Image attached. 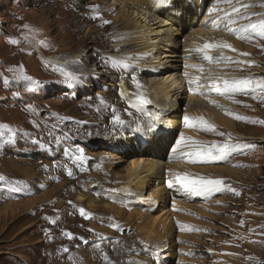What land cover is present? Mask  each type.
Wrapping results in <instances>:
<instances>
[{
	"label": "rangeland",
	"instance_id": "1",
	"mask_svg": "<svg viewBox=\"0 0 264 264\" xmlns=\"http://www.w3.org/2000/svg\"><path fill=\"white\" fill-rule=\"evenodd\" d=\"M244 1L253 4L261 2V0ZM107 4V0H0V124L7 125L12 130L11 132L8 129L2 130L5 142L0 144V176L5 177V182H0V208L9 203L16 204L39 198L31 208L25 210L21 208L15 213L2 214L0 209V264H84L86 262L104 264L102 258L92 257L99 250L91 246L84 247L77 253L74 250L80 245L78 241L80 239L67 238L68 241H77L68 244L63 237H60L63 232L71 233L75 237H83L86 233L83 219L74 217L72 220H67L63 212L67 210L71 202L82 204L92 212L112 215L126 223L135 222L133 225L135 236L140 237L144 244L153 242L166 249L163 247V242L168 244V247L174 248L176 243L186 244L189 241L187 247L189 255L184 259L189 264H264V123H260L264 121V90L258 89L256 92H251L249 97L242 93L221 96L208 87L204 98L228 101L230 105L238 109L231 108L230 105V107L220 106L213 103L211 107L232 121L236 128L234 132L221 126H213V131H205L198 123H194L191 129L183 121L182 109L192 121L200 119L206 121L204 118L210 115V111L204 105L193 103V101L190 103L192 100L190 98L193 97L187 98L179 105L181 107L178 112L181 117L179 130L181 132L184 130L187 138L184 137L185 134L180 133L174 148L177 150L180 147L186 151L177 155L173 152V148L168 162L180 165L183 171L178 173L188 175L190 179L204 177L222 180L224 182L222 187L225 189L222 192L213 193L206 198L195 195L187 197L190 194L181 190V197H187L186 201L170 202V197L167 196L166 202L162 203L153 215L142 212L133 213V211L127 213L120 206L99 196L98 189H80L81 184H87L86 182L73 184L63 180L59 184L51 185L46 191L27 198L31 180L35 181L44 177L42 162L52 167L54 176L61 177L60 162H48L41 157L43 151L39 149V145L42 136L44 143L51 141L48 145L52 146V150L58 154L60 146L53 143L57 141L71 146L77 138L85 135L86 121L92 132L98 129L102 131L105 118L101 119V117L96 122L97 114L106 117L108 130L90 142L98 143L94 145L97 149L91 155L108 156L111 162L106 165V170L101 167L93 168L94 172L90 177L107 178L105 182L110 189L116 187L119 190L124 183L125 170L133 156L113 153L114 150L110 145H114L118 137L127 136L126 131H129V126L133 125L130 124L131 122L141 123V120L145 119H141L139 115L141 111L134 110L122 118L128 128L124 126L123 129L113 124V118L122 108L123 103L113 100L115 92L112 83L117 78L116 73L120 76L124 75L126 77L124 83L128 88L124 91L126 96L131 97L139 93L144 94L145 88L156 79H153L152 75L138 72L139 56L135 52L134 54L129 52L134 48L133 45L122 44L123 34H119L111 41L107 40L106 33L99 34L102 37L97 34V30L99 31L97 23L102 18H106L105 20L112 24V27L107 29L108 33L117 31L121 25L120 9L113 7L111 12L113 14L110 15L106 13L109 7ZM214 4L215 0L210 4V8H213ZM223 5V10H226L228 5ZM92 6H98V13L91 10ZM248 11L264 13V8L253 7ZM216 12H220L219 15L222 16V11ZM91 13L99 16L97 20H100L97 23L88 20L86 15ZM259 18L252 17L253 20ZM74 19L80 26L76 33L81 41L78 43L74 38L72 41L67 40V37H70L68 25ZM247 23L248 21H240L236 25H228L227 29L238 28ZM25 25L28 26L27 29ZM89 29H91L88 34L89 39L95 37L102 42L98 46V48L101 47L100 50H103L97 52L98 61L91 57L88 59L87 56L92 54V51L88 49L93 48V44L86 38L85 42L81 39L87 35ZM220 29L226 32L223 19ZM233 37L237 39L244 51L245 48L251 51L247 53L239 50L238 58L215 54L220 63L210 65L211 73L208 80L220 77L222 83L223 78H264V40L253 39L249 42L238 39L235 35ZM11 40H16L18 43H11ZM119 40L122 41L118 43ZM40 42H46L47 46H41ZM121 44L123 46L114 48ZM126 53H132L129 56L132 59L137 56L136 60H127L129 57L125 56ZM240 53L248 55H240ZM104 54L111 55L115 59L102 56ZM115 56H121L126 61L117 59ZM221 57L246 63H230L220 59ZM242 58L244 59L241 60ZM113 60L123 62L126 68L131 66L136 69H128L125 72V68L120 66L121 69H119L117 66L119 64L114 65ZM203 63L209 64L205 60ZM21 66L26 75L40 82L38 86H33L29 90L27 84L17 82L16 77L19 72L10 71V69L18 70ZM109 66L115 67L116 72L113 73ZM61 68L64 72L72 73L76 79L69 80L60 71ZM201 68L204 69V67ZM133 76L144 83H139L137 80L134 82ZM5 79L8 81L7 84L4 83ZM190 94L193 95V91ZM126 99L135 102V98ZM237 116L246 117L247 120L236 119ZM91 117H95V121L89 120ZM74 121L77 129L75 132L71 130L75 129ZM9 136L13 137L12 142H7ZM181 136L185 139L183 144H181ZM194 141L197 143H193ZM178 142L180 146L177 148ZM225 142L254 147L240 150L224 161L192 163L188 162L189 158H186L188 152L208 149L213 144ZM130 148V151L136 149V147ZM114 154L123 159L113 158ZM192 159L196 158L192 157ZM204 169L209 171H201ZM214 170L217 173L212 177ZM175 173L177 172H169L167 175V177L172 175L174 184ZM229 188L234 189V192L228 191ZM164 189L171 193L170 196L177 191L174 186L170 189L168 182L165 183ZM236 192L239 195H236ZM122 194L125 193L122 192ZM78 198L82 200L78 201ZM126 198L129 200L128 196ZM56 215L57 219H55ZM45 217L55 219L56 223H50ZM155 219L169 224L170 235L155 222ZM178 222L185 226L181 229V234L176 231ZM87 225L91 227L90 223ZM96 229L101 232V235L118 241L112 235L113 231L103 227H96ZM46 230L48 235L45 234ZM149 231L152 235L150 237L147 235ZM167 235L169 238L165 241ZM132 244L129 247H132ZM63 247H67L69 253H63L61 251ZM101 248L103 252L107 251L114 257L115 245L102 242ZM180 253V249H177V254ZM69 254L72 259H69ZM111 260L114 261V259Z\"/></svg>",
	"mask_w": 264,
	"mask_h": 264
},
{
	"label": "bare ground",
	"instance_id": "2",
	"mask_svg": "<svg viewBox=\"0 0 264 264\" xmlns=\"http://www.w3.org/2000/svg\"><path fill=\"white\" fill-rule=\"evenodd\" d=\"M184 1L185 0H181L176 4L177 10L181 12V15L179 17H172L170 15V12L163 11V7L155 8L153 0H107L109 7L107 6L108 8L106 9V13L110 15L113 14L111 13L112 9L113 7H116L120 9V15H122L121 18L117 16L121 19V25L119 29L117 31L113 30L109 33L107 29L111 28L112 24L110 25V22L105 24L104 21H107L105 20L106 18L97 20V18H92L94 15L99 17L95 13L86 15L88 16V20H91L95 23L100 20L97 23V27L99 28V31L97 30V34L99 35L102 33H106L108 35V41H111V39H116V36H119V34H123L124 41L122 44L127 46L133 45L134 48L129 52H133V54L135 52L139 56V60L137 62L139 69L138 72L140 74L141 72H143V74L152 75L154 76L153 79H156L151 81L144 90V96L151 101V103L139 113L141 119L145 120H141V123L131 122L130 124L133 125L129 126V131H131L130 135L118 137L117 139H115V144L112 146L110 145V147L114 150H112L113 153L115 152L117 154L133 156V158L129 160V166L125 170V177L123 179L124 183L122 182L123 185L121 184L119 190H121L122 188V192L128 190L130 192V195L127 196L133 198L135 203H153L156 207H159L162 203H165L167 196L171 197L169 195L171 193L167 192L164 189V185L167 182L166 177L168 173L182 172L183 169L180 167V165L174 162H164L166 144L168 142L170 134L169 136L157 138L154 143V140L151 143L148 142L149 144L147 146V149L143 150L142 144H144V142H147L148 136L146 133L142 134L141 131H136L137 126H141L143 129H145L143 132H147L150 123H155L156 125L157 121H160L163 123L162 125L164 127H173L174 131L179 130L181 125V117H179L178 113L179 109H181L179 105L185 102L187 98L193 97L190 94L191 91L189 90L190 86L188 83V80L193 77H190L191 75L185 76V73L188 74L190 72V70L184 68L185 65L194 64L198 66L197 68L191 70L194 78L200 77L199 83L201 85H204V87H202L201 90L198 91H206L209 83V78L207 75L209 73L208 68L210 64H204L203 53L197 52L195 51V49L202 47L205 43L220 44L221 42H224L232 45V48L235 49V51H232L228 48L217 47L208 50V54L210 55L213 53H220L237 57V53L239 50L241 52L244 51V48L231 34L224 31H220V27L222 26V19L217 20L216 24L212 23L214 19L220 17V12H214L210 15L209 10L211 8H208V14L205 15L201 23L202 25L206 22L207 26L204 28L198 27L197 29L188 33L187 26H192L191 19H193L194 14L191 12L189 4L184 3ZM192 1V5L198 8V0ZM183 15H185V18H183ZM81 26H83V23H81ZM68 27L70 29V37H67V40L72 41V38H74V40H76V42L78 43L80 38L77 37L76 33L78 32L80 26L75 22L74 19L71 24L68 25ZM89 31L91 32V29H89L86 33L87 35H85V37H82L81 39L83 40V42H85L86 38L89 43L93 44V48L88 49L92 51V54L91 56L87 57L88 59L92 58L96 60V57L98 55L97 52L103 51L100 50L101 47L98 48V46L101 45L102 42L98 40L99 38L95 37L93 39H89ZM111 34L113 35L109 37ZM121 41L119 40L118 43H120ZM122 44L117 45L114 48L123 46ZM250 51V49L248 50V48H245L244 52L248 53ZM131 54L132 53L127 54L125 56L129 57L131 56ZM102 56L106 58H114L111 55L104 54ZM115 57H117V59L126 61L122 59L121 56ZM136 58L137 56H135L133 59L129 57L127 58V60L135 61ZM117 64H119L117 65L119 69H121L120 66H123L125 68L124 71H128V68H126L123 62L119 61V63ZM201 67H204L203 72L197 70ZM129 81L131 82V80ZM192 91L195 90L193 89ZM190 99H192L190 103H192L193 101V103L204 105L209 109L210 115H207L204 118L206 119L207 123L214 127L221 126L229 130L230 132H234V129L236 128L234 127L232 121L226 118L225 116L219 114L217 111H215L216 109L214 110V108H211L212 103L213 105L218 104L220 106H229V102L209 98L198 99L193 97ZM230 106L231 108L238 110L235 106ZM153 117H158V119L154 120ZM181 133L183 135L185 134L184 137L187 138L186 132L184 130ZM130 147H136V149L130 151ZM185 151L186 150L180 149L179 147L176 150L175 154L180 155L185 153ZM117 154H114L113 158L122 160L123 157H118ZM201 171L208 172L209 170L204 169ZM213 173L214 174L212 175V177H214L217 171L214 170ZM113 189L118 190L116 187H114ZM38 199L39 198H33L31 200L19 202L16 204L9 203L0 209L2 214L15 213L18 212L21 208H23L24 210L31 208L35 203L38 202ZM77 200L81 201L82 199L78 198ZM155 220L154 221L157 222V224H160V226H162L165 232L168 233L170 231V229H168L169 224H165V221L161 222V220ZM147 235L149 237L152 236L150 235V231L149 234L147 233ZM161 236L164 238L163 235ZM168 238L169 237L167 235L165 241H167ZM164 243L165 242L162 243L164 245L163 247H166L168 244Z\"/></svg>",
	"mask_w": 264,
	"mask_h": 264
},
{
	"label": "snow or ice",
	"instance_id": "3",
	"mask_svg": "<svg viewBox=\"0 0 264 264\" xmlns=\"http://www.w3.org/2000/svg\"><path fill=\"white\" fill-rule=\"evenodd\" d=\"M216 5L219 4H226L228 5V8L223 12V15L220 17H217L212 21L213 24L217 23V20L219 19H227L228 25H236L240 21H248L247 24H242L240 27H229L227 30L231 32L233 35H235L238 39L241 40H246L249 42H252L253 39L257 40H264V13H254V12H249L248 10L253 8V7H261L264 8V0H261L259 4H253V3H245L244 0H215ZM92 11L98 12V6H92ZM218 11V9L214 6L209 10V14H213L214 12ZM257 16L260 17L259 19L253 20L252 17ZM93 19H96L97 16H93ZM105 24L109 23V21H104ZM26 29L28 28L27 25L24 26ZM218 30V29H217ZM29 31H31L29 29ZM11 43H18L16 40H11ZM41 46H47L46 42H40ZM228 48L232 51H235V49L232 48V45L221 42L220 44H213V43H205L203 44L202 47L195 49V51L203 53V60L207 61L210 65L211 64H219L220 60L213 58L211 55L208 54V50L214 49V48ZM240 55H248L247 53H240ZM220 59L229 61L230 63H235V64H243L246 63L245 61H232L228 57H221ZM112 63L115 65L119 63V61L113 60ZM249 66H252V64H249ZM187 67V65H185ZM198 71L203 72V68L197 69ZM10 71H18L19 74L16 77L18 83H25L28 85L29 90L33 86H38L39 81L34 80L32 77L26 75L23 71V68L21 66L20 69L14 70L10 69ZM60 71L69 78V80H74L76 79L72 73L64 72V70L61 68ZM209 71H211L209 69ZM188 74L185 73V76ZM133 81H136V77H132ZM200 77H195L194 79H189V90L192 91L193 89L191 88V85L193 83L196 84V88L199 89L201 87H204V85H201L199 83ZM4 83L7 84L8 81L5 79ZM210 90H215L219 95L224 96L227 94H236V93H242V94H248L249 92H256L258 89L259 90H264V78H259V79H253L251 77L249 78H223L222 83H221V78L220 77H215L212 79V82L210 85H208ZM203 94V93H199ZM101 102L103 103V100L101 99ZM151 101L147 99L143 93H139L135 96V103L130 104L131 107L137 108L138 111H143L147 105H149ZM236 119H243L247 120L246 117H235ZM153 119H158V117H153ZM184 122L187 126L191 127L193 126L194 123H198L201 126L202 130L205 131H213L214 128L212 125L208 124L206 121L203 119H200L198 121H192L188 116L184 117ZM255 123V121H252ZM260 123H264V121H260ZM113 124L119 127H123L125 124V121H123L119 115H115L113 118ZM155 128V123H150L148 126V131H152ZM3 129H8L9 132L12 130L9 128L7 125H2L0 124V144L4 143L3 139ZM141 126H137L136 131H144ZM219 135H223V133H218ZM13 137L9 136L7 142H12ZM181 142L184 140V137L181 136L180 138ZM197 143V142H193ZM180 146V142L177 143V148ZM254 147L253 145H247V144H233L230 142H225L223 144H213L211 148L208 149H197L194 152H188L186 155L188 156L189 160L188 162L195 163L197 161L200 162H214V161H224L227 160L229 157H231L234 153L240 151V150H245L248 148ZM67 153V149L65 150ZM77 151L80 153V155L76 156L77 160L83 159V149H77ZM176 149H173V152H175ZM192 157H195L196 159H192ZM178 159V157H176ZM69 176L72 175V173L69 171L68 173ZM175 183L179 184V190H183L184 193L186 194H192L195 196H204L208 197L212 195L213 193H218L222 192L225 189L222 187L224 182L220 179H207L204 177H200L198 179H190L188 175H181L180 173H175ZM0 182H5V177L0 176ZM19 183V182H17ZM174 186V182L170 180L168 182V187L171 189ZM43 187V185L41 186ZM228 191H233L234 189H227ZM115 191V190H112ZM236 195H239L238 192L235 193ZM80 214L88 218L89 213L85 212L83 208L79 209ZM45 219H48L50 223L55 224L56 220L45 217ZM108 227L113 228L116 231L123 232V229L120 228L119 225L117 224H109L107 225ZM181 229H183L185 226L184 225H179ZM89 231H92L91 229ZM46 235H48V231L46 230ZM62 235H64L66 238L72 240V239H81L84 244H88L87 240H84L83 237H75L71 233L68 232H63ZM99 236V240L92 245L95 249L99 250L101 252V258L104 261V264H115L114 261H112L109 256L107 255L106 252H103L101 248V243L102 242H108L113 245H116L119 243V241H113L108 237H105L101 234H97ZM79 247V246H77ZM145 251H148L147 246H145ZM63 253H69V249L67 247H63L61 249ZM132 251L137 252L138 250L132 249ZM69 259H72L71 254H69ZM127 264H139L138 261H128Z\"/></svg>",
	"mask_w": 264,
	"mask_h": 264
}]
</instances>
